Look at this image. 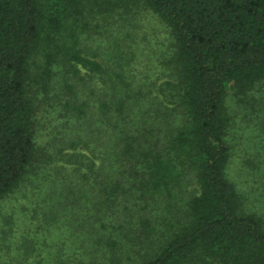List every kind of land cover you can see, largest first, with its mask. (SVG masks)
<instances>
[{"label": "trees", "instance_id": "obj_1", "mask_svg": "<svg viewBox=\"0 0 264 264\" xmlns=\"http://www.w3.org/2000/svg\"><path fill=\"white\" fill-rule=\"evenodd\" d=\"M142 6L170 28L173 80L118 30ZM263 81L264 0H0V200L47 183L46 217L85 233L59 264H264L226 107ZM39 113L60 122L45 148Z\"/></svg>", "mask_w": 264, "mask_h": 264}, {"label": "rangeland", "instance_id": "obj_2", "mask_svg": "<svg viewBox=\"0 0 264 264\" xmlns=\"http://www.w3.org/2000/svg\"><path fill=\"white\" fill-rule=\"evenodd\" d=\"M127 16L131 18L129 23L123 22L119 27L122 29L118 30L140 41L138 47L141 50L142 46L143 57L140 61L143 62L139 68L150 65L155 70L158 64L156 73L161 81L173 80V76H170L173 69L167 63L170 45L173 44L169 26L144 6ZM146 54L153 60L147 58ZM261 83L262 86L253 89L245 102L239 100L232 86H228L226 107L235 121L231 132L235 148L228 167L229 178L241 196L246 197L248 207L264 218V81ZM41 117L39 113L35 129L38 146L45 148L50 141L48 132L60 122L54 117L52 125H48L49 118ZM79 147V150L89 152L83 148V143ZM46 163L41 169L40 180H48V177L54 179L55 173L59 176L56 168L63 163L56 160ZM65 167L70 169L67 165ZM46 184L41 181L37 187L30 185L0 200V264H59L61 253L73 262L78 255L85 253V233L46 217V202L38 190L45 188ZM63 217L69 221L73 219L68 213Z\"/></svg>", "mask_w": 264, "mask_h": 264}]
</instances>
